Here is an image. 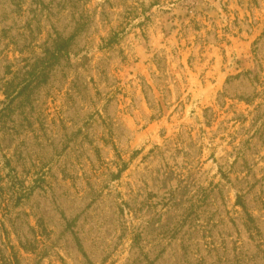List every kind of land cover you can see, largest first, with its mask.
I'll return each instance as SVG.
<instances>
[{
    "label": "rangeland",
    "instance_id": "374dc122",
    "mask_svg": "<svg viewBox=\"0 0 264 264\" xmlns=\"http://www.w3.org/2000/svg\"><path fill=\"white\" fill-rule=\"evenodd\" d=\"M0 264H264V0H0Z\"/></svg>",
    "mask_w": 264,
    "mask_h": 264
}]
</instances>
